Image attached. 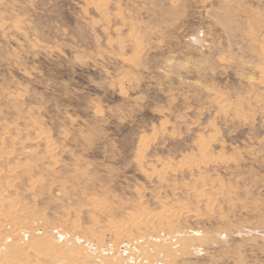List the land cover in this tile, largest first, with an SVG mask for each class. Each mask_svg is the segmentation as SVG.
I'll return each instance as SVG.
<instances>
[{
    "label": "rangeland",
    "instance_id": "374dc122",
    "mask_svg": "<svg viewBox=\"0 0 264 264\" xmlns=\"http://www.w3.org/2000/svg\"><path fill=\"white\" fill-rule=\"evenodd\" d=\"M0 264H264V0H0Z\"/></svg>",
    "mask_w": 264,
    "mask_h": 264
},
{
    "label": "bare ground",
    "instance_id": "6f19581e",
    "mask_svg": "<svg viewBox=\"0 0 264 264\" xmlns=\"http://www.w3.org/2000/svg\"><path fill=\"white\" fill-rule=\"evenodd\" d=\"M144 215V214H143ZM145 216H147V215H144L143 217L145 218ZM151 217V216H150ZM152 218V217H151ZM141 220H142V218H140ZM146 220V219H145ZM61 253H62V251H60ZM63 254V253H62ZM59 257V256H58Z\"/></svg>",
    "mask_w": 264,
    "mask_h": 264
}]
</instances>
